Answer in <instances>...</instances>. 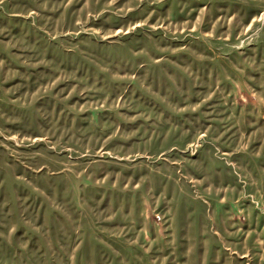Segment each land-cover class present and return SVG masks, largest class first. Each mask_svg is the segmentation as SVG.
Segmentation results:
<instances>
[{"label":"rangeland","instance_id":"1","mask_svg":"<svg viewBox=\"0 0 264 264\" xmlns=\"http://www.w3.org/2000/svg\"><path fill=\"white\" fill-rule=\"evenodd\" d=\"M0 264H264V0H0Z\"/></svg>","mask_w":264,"mask_h":264}]
</instances>
